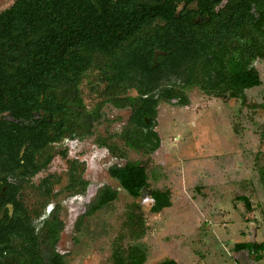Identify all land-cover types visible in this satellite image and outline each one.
Wrapping results in <instances>:
<instances>
[{
  "label": "flooded vegetation",
  "instance_id": "flooded-vegetation-1",
  "mask_svg": "<svg viewBox=\"0 0 264 264\" xmlns=\"http://www.w3.org/2000/svg\"><path fill=\"white\" fill-rule=\"evenodd\" d=\"M16 1L10 0L5 9L12 7ZM54 1L56 6L61 5V0ZM72 1L77 21L72 26L75 56L71 59V71L76 83L65 89V85L58 84L55 117L47 119L44 107L37 109L33 106L34 102L30 105L28 93L26 97L23 93L22 97L14 99L11 91L0 92V264H15L20 254H24L25 264H30L31 256L25 255L29 254L30 242L32 247H39L42 256L54 252L64 258L56 250L63 228V222L57 216L60 208L58 199L86 198L83 213L86 217L97 194L105 189L102 186L92 195H87L90 183L86 177L85 163L91 151L84 149V145H87L91 150L92 143L105 150V128L101 137L94 138L95 128L105 125V35L117 32L125 49L138 51L141 69L135 70L137 72L132 78L137 82L156 84L149 94L143 96L152 95V99L158 100L154 106L156 115L160 104L187 106L188 92L193 89L212 98L227 96V93L217 96L213 89H208L206 83L216 79L199 69L214 61L215 55L220 57L218 60L229 61L228 53H234L239 58L236 62L241 61L250 67L264 61L260 57L253 58L255 43L264 41V16L261 18L256 11L255 0ZM25 4L28 7L27 0ZM94 19H116L118 28L109 26V21L105 26L94 27L90 25ZM90 34L95 41L93 43L89 42ZM205 49H208V53L203 52ZM91 50H96L94 57L92 52H88ZM199 73L200 84L205 85L207 90L201 89L198 83L192 84ZM94 83L102 84V87H93ZM82 84L84 89L87 86L92 94L102 100L89 108L84 98L90 93L87 90L84 92ZM129 90L137 95L136 89ZM181 99L186 103L182 104ZM38 104H45L43 94L39 96ZM131 113L130 110V116ZM156 115L154 119L144 116L142 129L145 131L153 124L152 132L158 137ZM52 121L54 123L50 124ZM32 131L38 136L43 135L38 146L31 145L28 140L23 141ZM75 147H78V151ZM53 162L57 168L54 172L50 170ZM142 190L145 194H142ZM152 191L144 187L139 197L151 200L153 205ZM115 192L117 198L118 193ZM52 224L57 229L61 225L62 228L58 230L55 245L45 247L44 241L49 240L46 231L49 233ZM235 246V251L240 252ZM263 252L259 250L257 254L261 256Z\"/></svg>",
  "mask_w": 264,
  "mask_h": 264
},
{
  "label": "rangeland",
  "instance_id": "rangeland-1",
  "mask_svg": "<svg viewBox=\"0 0 264 264\" xmlns=\"http://www.w3.org/2000/svg\"><path fill=\"white\" fill-rule=\"evenodd\" d=\"M10 0H0V11ZM254 67L261 84L245 91V100L212 98L193 89L189 104H160L156 115L159 148L150 155L129 149L120 134L129 108L105 104V143L112 153L95 144L87 148L85 163L90 183L87 195L102 186L117 191L116 200L84 216L86 198L60 197L57 216L63 222L56 250L65 264H111L115 248L141 244L144 264L171 258L178 264H264L235 244H264V61ZM86 86V85H85ZM90 108L102 100L84 89ZM100 89L102 84H93ZM86 94V93H85ZM126 94L135 96L133 90ZM116 135V136H115ZM89 142V141H88ZM73 144V143H72ZM74 149H78L75 147ZM72 150V149H71ZM78 151V150H77ZM136 161L148 175V190L167 191L170 206L155 213L151 200L131 198L109 177L113 165ZM57 169L55 162L50 170ZM240 197H246V209Z\"/></svg>",
  "mask_w": 264,
  "mask_h": 264
},
{
  "label": "trees",
  "instance_id": "trees-1",
  "mask_svg": "<svg viewBox=\"0 0 264 264\" xmlns=\"http://www.w3.org/2000/svg\"><path fill=\"white\" fill-rule=\"evenodd\" d=\"M254 3L256 11L262 18L264 0H255ZM60 4L56 6L54 0H27V7L25 0H17L12 7L0 12V92L11 91L14 99L17 96L22 97L23 93L26 97L28 93L30 105L34 102L35 108L44 107L43 111L47 119L55 117L58 84L65 85L63 88L65 89L66 86L71 87L74 82L76 83L71 71L73 68L71 59L75 56L72 47V40H74L72 26L77 21L73 13L74 3L72 0H61ZM82 9L85 8L82 7ZM91 21L90 25L94 27L105 26V23L109 21V26L118 28L116 19ZM101 22L103 23L99 24ZM89 39L90 43L95 42L92 34L89 35ZM123 48L117 32L105 35V104H111L116 108H129L132 111L127 125L117 136L123 140L126 147L146 156L160 145L156 133L152 132L153 124L145 130L146 132L142 129L143 117L154 119L156 115L154 106L158 100L152 99V95L143 97L149 94L148 92L153 90L156 84L137 82L132 78L141 69L138 51ZM95 51L88 52H92L94 57ZM203 52L208 53V49ZM229 55V61L218 60L220 57L215 55L214 61L199 69L203 74L207 73L210 77H215L216 81L207 82L206 85H209L208 89L218 93L217 96L227 93L228 98L244 101V91L258 87L261 84L260 77L254 67L241 61L236 62L239 58L234 56V53H228ZM258 57L264 59V41L255 43L253 47V58ZM200 75L201 73L193 78V85L200 84ZM200 86L201 89H206L205 85L200 84ZM129 89H136L137 95L125 96ZM171 90L175 91V88ZM41 94L44 96L45 106L38 104ZM180 102L186 103L184 99ZM260 107L264 109V103ZM45 121L48 124L47 120ZM53 123L54 121L50 124ZM38 135L32 131L23 141L28 140L31 145L38 146L43 138V135ZM105 147L112 153L113 145L108 146L105 143ZM15 160L14 154V162ZM109 175L116 179L120 188L133 199L139 197L142 188L148 187L146 169L136 161H127L123 166L111 167ZM151 196L154 202L151 206L152 212L158 213L163 208L169 207L170 197L167 191L154 190ZM115 199L116 192L105 187L97 194L95 202L85 215L91 216ZM239 200L243 202L246 209L249 208L246 197H240ZM60 228L62 225L57 229L55 224H52L48 230L49 233L46 231V237H49V240L44 241L45 247L55 245ZM31 244L32 242H30L29 254H25L31 256L30 264H65L63 256L54 252L42 256L39 247L33 246V248ZM235 248L238 251L246 250L249 254H256L255 259L260 260L261 256L257 253L259 250H264V244L239 243ZM24 259V254H20L15 264H25ZM146 260L147 254L141 244L129 245L125 250L115 248L111 254V264H144ZM158 264L177 263L173 259L166 258Z\"/></svg>",
  "mask_w": 264,
  "mask_h": 264
},
{
  "label": "water",
  "instance_id": "water-1",
  "mask_svg": "<svg viewBox=\"0 0 264 264\" xmlns=\"http://www.w3.org/2000/svg\"><path fill=\"white\" fill-rule=\"evenodd\" d=\"M142 194H145V191L144 190H142Z\"/></svg>",
  "mask_w": 264,
  "mask_h": 264
}]
</instances>
